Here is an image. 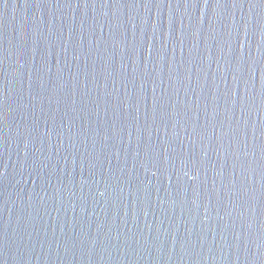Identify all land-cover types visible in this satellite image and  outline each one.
Segmentation results:
<instances>
[{"label": "water", "instance_id": "obj_1", "mask_svg": "<svg viewBox=\"0 0 264 264\" xmlns=\"http://www.w3.org/2000/svg\"><path fill=\"white\" fill-rule=\"evenodd\" d=\"M0 264H264V0H0Z\"/></svg>", "mask_w": 264, "mask_h": 264}, {"label": "snow or ice", "instance_id": "obj_2", "mask_svg": "<svg viewBox=\"0 0 264 264\" xmlns=\"http://www.w3.org/2000/svg\"><path fill=\"white\" fill-rule=\"evenodd\" d=\"M205 2H207V0H205Z\"/></svg>", "mask_w": 264, "mask_h": 264}]
</instances>
